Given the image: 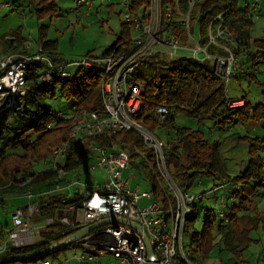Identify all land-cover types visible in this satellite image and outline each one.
Instances as JSON below:
<instances>
[{
	"label": "built area",
	"instance_id": "2783aa9c",
	"mask_svg": "<svg viewBox=\"0 0 264 264\" xmlns=\"http://www.w3.org/2000/svg\"><path fill=\"white\" fill-rule=\"evenodd\" d=\"M244 1L255 17L264 0ZM184 2L185 10L180 0H147L145 10L142 6L133 10V0H73L75 8L70 13L77 16H82V10L90 13L96 6L120 7L121 16L124 23L130 26L131 35L105 55H87L74 63L56 60L42 49L41 43L33 52H30L29 46L26 47L28 54L0 57V104L3 109H8L25 95L32 64L40 65L31 73L35 77L37 90L42 92L71 80L73 76L69 72L70 67H77L81 73L97 72L100 76L101 110H82L77 103L72 104L66 114L57 113L56 120L47 129H54L60 119L71 121L68 139H77L82 143L91 141L88 147L92 157L90 169L105 172L106 180L94 187L81 184L78 177H70L73 173L58 168L60 161L67 155L68 142L52 149L43 166L56 171L61 181L46 194L65 192L66 199L76 202L54 215L58 219L56 222L53 218L46 219L42 227L35 229L40 232L60 224L76 231V234L107 221V224L87 234L77 238H73V234L55 244L61 247L81 246L84 253L81 256L74 253L78 264H98L100 257H109L114 264H193L190 258L196 248L184 249V233L188 224L197 221L194 205L210 195H213L220 208L212 219L220 220L223 225L229 222V207L237 202L238 187L232 181L221 182L211 177L217 182L214 189L200 197L191 194L171 175L167 166L165 143L141 123L142 117H146L143 111L146 88L136 80L135 74L150 59H158L167 65L180 60L210 64L214 75L223 80L225 107L235 111L246 105V100L229 98L227 83L230 79L243 78L248 73L244 63L250 55L249 49L227 37L229 27L224 20L226 11L217 15L202 35L199 16L191 22L196 0ZM0 8L12 7L0 4ZM12 9L23 17L24 12H19L20 8ZM48 97H51V93ZM169 112L168 105L155 108L154 116L160 125ZM118 131L136 134L141 139L143 149L150 151V158L145 151L122 142L115 141L111 148L97 143V138L101 136L113 140ZM130 151L145 164L157 186L156 192L140 196L138 186L134 190L130 187V180L135 179L131 172L130 177L124 178V173L131 168ZM204 177L199 174L195 178L203 180ZM29 181L20 185L24 186ZM72 188H75L74 193H71ZM46 194L36 195L32 189L21 194L27 204L16 207L10 213L12 228L0 243V256H4L10 248L29 247L33 233L30 226L38 211L35 199ZM141 199L150 201L140 207ZM6 201L7 197L0 195V206ZM206 222L204 218L199 219L198 227L202 229ZM146 242L152 250V260L148 258ZM67 263L65 260L58 264ZM41 264L54 263L45 260Z\"/></svg>",
	"mask_w": 264,
	"mask_h": 264
},
{
	"label": "trees",
	"instance_id": "16d2710c",
	"mask_svg": "<svg viewBox=\"0 0 264 264\" xmlns=\"http://www.w3.org/2000/svg\"><path fill=\"white\" fill-rule=\"evenodd\" d=\"M186 0H180L181 7L185 10ZM240 6V0H196L192 12L191 22L199 16V25L202 35L209 23L217 16L226 11L224 20L229 27V34L232 40L249 49L250 55L244 63L251 81L256 82L254 68L264 60V39H250V31L253 27L254 15L248 4ZM134 8L142 6L145 10L147 0H133ZM12 8L25 7L38 17H56L57 0H14L10 5ZM111 8L113 7L110 5ZM108 6V7H110ZM121 33L116 37L113 46L103 55L124 43L131 35L130 26L126 23L121 25ZM40 42L44 51L54 54L56 43L45 39V31L39 29ZM24 40L12 35L10 39L0 36V57L12 54H25ZM54 56V55H53ZM39 64L30 66V74L25 95L14 105L8 108L6 116L3 118L2 129L0 131V195L9 197L21 195L27 189H32L36 195L50 192L61 180L57 177V172L45 169V161L52 149L60 146L61 143L68 142V151L62 161L58 164L60 170L66 173H79L86 163H91L92 157L88 150L91 141L81 142L80 140L68 139V134L72 128V122L67 119H60L54 129L47 127L56 120V114L49 107L42 105L46 98L54 96L55 86L50 89L38 91L34 81L35 77L31 73ZM136 80L143 83L146 88L144 96L143 111L146 117L141 119L142 126L153 132L158 138L161 134L172 137L165 143L167 166L170 173L178 184L190 190L197 175L215 177L218 181H232L238 187L236 193L237 202L229 207V222L221 224L218 219L205 217L207 220L201 232L196 230L191 235V243L196 250L190 258L193 264H207L209 255L217 251L219 255L230 253L231 257L221 259L220 264H250L243 260L241 249H245L252 242L250 232L258 229L259 225H264V216L255 214L249 216L253 208L252 199L260 196L264 197L258 187H262L261 171L264 169V141L259 138L248 136H233L235 142L241 141L247 147L248 161L245 172L242 176L232 177L227 172L221 159L220 142H209L203 133L197 129L179 127L176 125V116L191 118L197 121L211 119L216 121V126L221 130L233 132L237 125H245L249 121L264 122V105L259 104L251 108L248 102L238 110L230 111L225 107L223 80L216 77L210 64H199L192 61H175L172 64H164L158 59H150L141 65L136 74ZM60 92L66 96L74 97L78 108L88 111H100V76L97 72L81 73L76 72L68 82L58 86ZM51 93V97L48 94ZM262 96H264V86H262ZM246 100L245 98H242ZM159 105L170 106V112L162 125L155 119V108ZM66 114V112H62ZM59 114V113H58ZM115 141L122 142L127 146L137 150L145 151L150 158V151L143 149L141 139L132 132L118 131L109 140L104 136L97 138L100 146L111 148ZM130 165H137L140 170L147 169L138 156L131 154ZM42 165L41 169H37ZM147 178L152 181V192L157 191L150 174ZM30 181L21 186L23 182ZM251 181H255V186H251ZM66 195V194H65ZM203 196V194L201 195ZM203 199V198H201ZM38 211L35 218L44 220L54 218L59 211L67 205L76 201L66 199L64 195L56 194L50 197L49 194L37 197ZM202 201V200H201ZM199 201V202H201ZM247 213V214H246ZM212 219V220H210ZM56 227V226H54ZM51 227V228H54ZM47 228L40 232L41 240L29 247L20 249L10 248L4 256H27L39 251H43L67 236L75 234L76 231L69 230L64 233L66 227L59 230ZM5 234L0 233V243ZM51 240V241H49ZM66 247H59L52 253L35 259L23 262H34L49 260L58 251ZM51 261V260H50Z\"/></svg>",
	"mask_w": 264,
	"mask_h": 264
},
{
	"label": "rangeland",
	"instance_id": "374dc122",
	"mask_svg": "<svg viewBox=\"0 0 264 264\" xmlns=\"http://www.w3.org/2000/svg\"><path fill=\"white\" fill-rule=\"evenodd\" d=\"M14 0H0V4L11 5ZM240 6H244V2L240 0ZM57 16L56 17H38L36 14L30 12L29 8L20 7L19 12H24L23 17L19 15L18 12L14 11L12 8H0V36H6L8 39L12 35L17 34L20 38L24 40L25 48L29 46L30 52H33L40 42L39 29L43 28L45 31V39L48 41H53L56 43V51L54 52V57L56 60H60L64 63H74L80 61L87 55L102 56L108 49H110L115 43L116 37L121 33V25L124 23V19L121 16V9L118 6H113L111 8L107 5L96 6V8L90 13H86V10H82V16H77L76 14L70 13L72 9L75 8L73 0H57ZM253 18V27L250 31V39H264V9H261ZM228 38L231 35L228 33ZM28 54V52H26ZM78 68L70 67L69 72L73 75L76 74ZM256 71V82L251 81L248 76L236 79H230L227 83V94L229 98L232 99H242L245 98L251 108L262 104L264 105V96H262V86H264V60L260 61V64L254 68ZM59 86V85H58ZM55 86L54 96L52 98H46L42 105L49 107L53 112H66L72 104H76V99L74 97L66 96L60 92L59 87ZM0 110H3V105L0 104ZM8 110V109H4ZM8 111L0 117V131L2 129V121L6 116ZM176 125L179 127H187L192 129H197L203 133L205 139L209 142H220L222 143V148H225L223 153L224 161L226 162L225 167H227V172L232 177L242 176L246 169L247 158V147L238 141L237 143L231 142L233 136H248L251 138H259L264 141V122L260 121H249L247 124L237 125L235 130L231 132L230 130H221L216 126V121L211 119H203L202 121H197L191 118H184L181 115L176 116ZM172 137V133L169 135L161 134L160 139L166 142ZM131 154H135L131 151ZM136 155V154H135ZM264 155V154H262ZM141 160L138 158L136 161L139 163ZM44 162V161H43ZM86 166L77 173L70 175L78 177L81 184H86L89 186H96L98 183H103L106 180L105 172L97 169L92 171L90 169L91 163H86ZM130 168V171L124 173V178L134 176L135 179L130 180L131 189H135L138 186V194L141 196L143 193L152 192V181L147 178L146 174H150L148 170H140L136 166ZM42 165H39L37 169H41ZM81 175V176H79ZM262 177V187H258L259 192L264 195V169L261 171ZM216 180L209 177H204L203 180L195 178L192 188L189 190L191 194L196 197H200L202 194L214 189L216 185ZM255 181H251V186H255ZM74 189H71V193H74ZM67 193L63 192L60 195H65ZM56 194H50V197H54ZM160 198H158L159 200ZM150 200L144 199L140 201L139 206L144 207ZM253 208L256 211L251 210L249 216H254L259 214L264 216V197L257 196L252 199ZM20 201L17 203L13 200H9L7 205L19 206ZM197 221L188 224L186 231L184 233V249L194 250L195 245L191 243V235L196 230L201 232L198 227V220L205 217L212 218L220 210L219 206L215 203L213 195L204 197L201 202H197L194 205ZM228 209H226V212ZM247 214V213H246ZM56 222V217L53 218ZM34 220H44L43 218H34ZM9 224V217L7 216L6 210L0 207V233L5 234V226ZM37 223H33L30 229H33L31 234V239L29 246L38 243L42 238L40 233L37 232ZM62 226L58 224L56 227L51 228L59 230ZM63 228V227H62ZM46 230V229H45ZM70 229H64V233L68 232ZM43 231V230H42ZM252 242L245 249H241V255L245 262L250 264H264V225L260 224L258 229L250 232L249 236ZM51 241V240H49ZM94 253V252H93ZM95 254H98L95 252ZM73 256V249L66 247L58 251L54 256L50 257L49 260L54 264L62 263L65 260L71 259ZM231 257L230 253H223L219 255L217 251L212 252L207 264H220L221 259H226ZM105 257L99 258V264H110V261L104 259ZM72 262L71 264H75ZM5 264H41V261L34 262H8Z\"/></svg>",
	"mask_w": 264,
	"mask_h": 264
},
{
	"label": "crops",
	"instance_id": "0c3cea01",
	"mask_svg": "<svg viewBox=\"0 0 264 264\" xmlns=\"http://www.w3.org/2000/svg\"><path fill=\"white\" fill-rule=\"evenodd\" d=\"M261 9H264V1H262V3H261L260 10ZM231 142H235V141H231ZM235 143H237V142H235ZM224 152H225V148L223 147L220 154H221V159H222L224 165H226V162L224 161V158L222 156ZM9 200H13V201H15L17 203L20 201L21 204L19 206L7 205ZM26 202L27 201L24 198H21V195L9 196V197H7L6 203L4 205L0 206V207L2 209L6 210L7 216L9 217V215L13 211V209H15L16 207H24L27 204ZM44 221L45 220H39V221H37V220L35 221L34 220V223H37V225H38V227H36V228L42 227L43 224H44ZM11 228H12V223H11V220L9 218V224H6V226H5V231H6L5 235H6L7 231H9ZM40 232H42V231H40ZM40 232H38V233H40ZM69 247L73 249V256H72L71 259L66 260V261H68L67 264H71L74 261L76 262L75 264H78L76 259L74 258V253H76L77 256H81L84 253V251L82 250V247L79 246L78 244L76 246H69ZM104 259L107 260V261H110V264H114L113 260L110 259L109 257H105Z\"/></svg>",
	"mask_w": 264,
	"mask_h": 264
},
{
	"label": "water",
	"instance_id": "95a60500",
	"mask_svg": "<svg viewBox=\"0 0 264 264\" xmlns=\"http://www.w3.org/2000/svg\"><path fill=\"white\" fill-rule=\"evenodd\" d=\"M107 224V221H104V222H100V223H97L95 225H92L91 227H88V228H85L84 230L76 233L75 235H73V238H77V237H80L81 235L83 234H87L89 233L91 230H94L102 225H105ZM59 247H61L60 245H53L43 251H39L37 253H33L31 255H27V256H0V264H5V263H8V262H16V261H25V260H31V259H35L36 257H41V256H45L49 253H52L53 251H55L56 249H58ZM146 247H147V250H148V258L149 260H152V250L151 248L149 247L148 243L146 242Z\"/></svg>",
	"mask_w": 264,
	"mask_h": 264
},
{
	"label": "bare ground",
	"instance_id": "6f19581e",
	"mask_svg": "<svg viewBox=\"0 0 264 264\" xmlns=\"http://www.w3.org/2000/svg\"><path fill=\"white\" fill-rule=\"evenodd\" d=\"M4 111H7V110H0V117H1V115L4 113Z\"/></svg>",
	"mask_w": 264,
	"mask_h": 264
}]
</instances>
